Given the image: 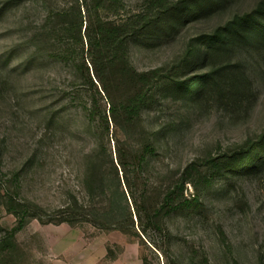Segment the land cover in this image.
<instances>
[{
  "label": "rangeland",
  "instance_id": "rangeland-1",
  "mask_svg": "<svg viewBox=\"0 0 264 264\" xmlns=\"http://www.w3.org/2000/svg\"><path fill=\"white\" fill-rule=\"evenodd\" d=\"M8 1L0 0V11ZM123 1L127 11L149 10L157 16L162 4L180 0ZM259 1L237 0L231 11L251 10ZM56 2L65 5L63 0H21L14 12L6 16L0 12V240L18 227L8 210V196L42 209L41 219H29L16 234L10 252L0 248V264H143L135 237L90 225L55 224L61 188L64 183H78L74 176L70 180L72 170L65 157L73 147L72 133L83 128L78 113L71 111L66 128L55 137V79L61 81L68 70L52 62L28 74L12 73V68L32 57L39 46L45 7H55ZM214 27L213 21L195 22L150 47L138 45L133 50L134 65L141 71L174 72L190 43ZM14 47L21 53L11 55ZM236 53L199 96L198 86L192 85L184 97L173 83L164 88L160 108L145 115L146 126L158 128L159 122L166 133L161 158L150 166L152 180L166 186L169 169L192 165L196 186L202 190L196 214L187 212L171 221L175 234L184 239L175 248L183 264L189 263L194 249L205 254L210 264H264V170L221 177L208 188L216 174L214 164L220 165L231 152L264 135V53ZM202 71L184 72L179 80L188 81ZM194 191L189 184L186 195L193 197ZM147 255L151 264H165L163 258Z\"/></svg>",
  "mask_w": 264,
  "mask_h": 264
},
{
  "label": "trees",
  "instance_id": "trees-1",
  "mask_svg": "<svg viewBox=\"0 0 264 264\" xmlns=\"http://www.w3.org/2000/svg\"><path fill=\"white\" fill-rule=\"evenodd\" d=\"M63 1L65 5L56 2L55 7H45L39 46L31 58L12 68V73L28 74L52 62L68 70L61 81L55 79V137L66 128L71 111L78 113L83 128L72 133L73 147L65 157L72 170L70 180L74 176L78 183H64L61 188L55 224L118 231L139 240L143 264H151L148 252L163 258L165 264H183L175 248L184 239L175 234L171 221L187 212L196 214L202 190L196 186L192 165L169 169L166 186L152 180L150 166L161 158L166 133L159 122L158 128L146 126L145 115L160 108L165 87L177 83L187 97L196 85L199 96L231 55L242 50L264 53V0L245 12L231 11L237 0H180L162 4L157 16L149 10L127 11L123 0ZM20 6L21 0H9L0 12L6 16ZM209 21L215 27L190 43L176 71H141L134 65L136 46L150 47L192 23ZM19 52L14 47L10 54ZM195 68L205 73L179 80ZM236 72L238 81L241 77ZM214 165L216 174L208 188L221 177L264 170V135ZM189 184L195 186L193 197L186 195ZM8 198V210L18 227L6 232L0 248L10 252L16 234L29 219H41L42 209ZM200 254L192 250L188 264H210Z\"/></svg>",
  "mask_w": 264,
  "mask_h": 264
}]
</instances>
